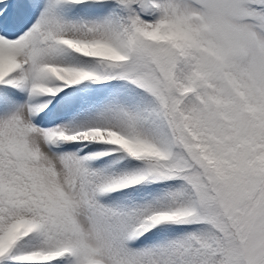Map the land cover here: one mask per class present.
Wrapping results in <instances>:
<instances>
[{"label":"snow or ice","instance_id":"6c2138e0","mask_svg":"<svg viewBox=\"0 0 264 264\" xmlns=\"http://www.w3.org/2000/svg\"><path fill=\"white\" fill-rule=\"evenodd\" d=\"M0 264H264V0H0Z\"/></svg>","mask_w":264,"mask_h":264}]
</instances>
